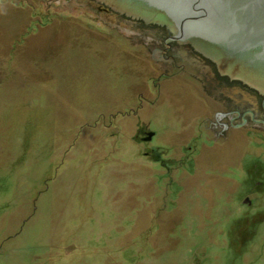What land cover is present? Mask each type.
Listing matches in <instances>:
<instances>
[{
  "label": "rangeland",
  "instance_id": "374dc122",
  "mask_svg": "<svg viewBox=\"0 0 264 264\" xmlns=\"http://www.w3.org/2000/svg\"><path fill=\"white\" fill-rule=\"evenodd\" d=\"M0 264H264L263 96L96 1L0 0Z\"/></svg>",
  "mask_w": 264,
  "mask_h": 264
},
{
  "label": "water",
  "instance_id": "95a60500",
  "mask_svg": "<svg viewBox=\"0 0 264 264\" xmlns=\"http://www.w3.org/2000/svg\"><path fill=\"white\" fill-rule=\"evenodd\" d=\"M93 1L168 29L264 98V0Z\"/></svg>",
  "mask_w": 264,
  "mask_h": 264
}]
</instances>
